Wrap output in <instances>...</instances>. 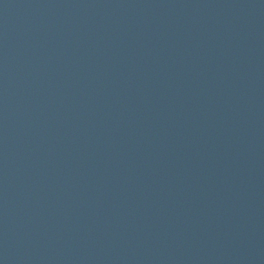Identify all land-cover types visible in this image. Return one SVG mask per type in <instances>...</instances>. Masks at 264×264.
<instances>
[{"label": "water", "instance_id": "obj_1", "mask_svg": "<svg viewBox=\"0 0 264 264\" xmlns=\"http://www.w3.org/2000/svg\"><path fill=\"white\" fill-rule=\"evenodd\" d=\"M0 264H264V0H0Z\"/></svg>", "mask_w": 264, "mask_h": 264}]
</instances>
